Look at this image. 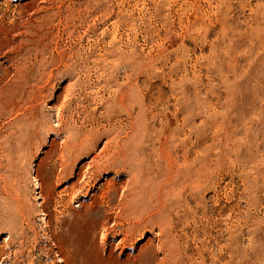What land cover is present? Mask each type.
I'll return each mask as SVG.
<instances>
[{
  "label": "rangeland",
  "instance_id": "rangeland-1",
  "mask_svg": "<svg viewBox=\"0 0 264 264\" xmlns=\"http://www.w3.org/2000/svg\"><path fill=\"white\" fill-rule=\"evenodd\" d=\"M0 264H264V0H0Z\"/></svg>",
  "mask_w": 264,
  "mask_h": 264
},
{
  "label": "bare ground",
  "instance_id": "bare-ground-1",
  "mask_svg": "<svg viewBox=\"0 0 264 264\" xmlns=\"http://www.w3.org/2000/svg\"><path fill=\"white\" fill-rule=\"evenodd\" d=\"M131 64V63H130ZM179 78V77H178ZM68 100V99H67ZM64 105V104H63ZM98 120V119H97ZM83 125V124H82ZM69 129V139L70 142L72 140V142L75 141L76 139V132L72 130V127H68ZM28 129L26 128H21L18 129V131H15L12 135H10L9 140L6 143V147H5V153L6 155H16V151L19 150L23 144V140L27 135ZM12 132V131H11ZM81 143V142H80ZM139 142L136 139L135 141H133V147L132 149H134L131 154L135 163V166L137 169H139L140 171H142L143 173L146 171H148L149 169V160L148 157L151 155L147 152V150L144 149H140L138 146ZM170 144V143H169ZM142 145V144H141ZM67 146V144H66ZM68 146H70L68 144ZM157 146V145H156ZM71 147V146H70ZM73 148V147H72ZM158 149V147H157ZM198 149V148H197ZM197 151V150H196ZM182 158V157H181ZM151 162V161H150ZM175 167V166H174ZM160 170V169H159ZM150 171V170H149ZM175 171V170H174ZM142 173V174H143ZM157 173V172H156ZM183 173V172H182ZM177 175V174H176ZM145 177V176H144ZM141 177V179H138L137 183H138V194H137V199H141L142 197H144L146 194H148V190H147V181L145 180L146 178ZM201 177V173L196 171V169H194L193 167H189L185 170V180L188 179L190 181V183H193L195 185L198 184L199 180ZM148 178V177H147ZM177 178V177H176ZM150 179V178H149ZM175 180V179H174ZM202 180V179H201ZM173 182V181H172ZM176 182V180L174 181ZM173 182V183H174ZM166 183V182H165ZM187 183V182H186ZM178 186V184H176ZM181 185V184H179ZM191 185V184H190ZM167 186V185H166ZM175 186V185H174ZM163 188V187H162ZM164 189V188H163ZM198 189V188H197ZM176 190V188H175ZM196 190V189H195ZM161 193V192H160ZM147 196V195H146ZM129 197V196H128ZM189 197V196H188ZM162 198V197H161ZM193 198V197H192ZM166 199V198H165ZM168 200V199H167ZM192 203V202H191ZM200 214V213H199ZM168 216V215H167ZM196 235V234H195ZM247 248V247H246ZM179 249V248H177ZM179 261V260H178ZM196 261V260H195ZM228 261V260H227Z\"/></svg>",
  "mask_w": 264,
  "mask_h": 264
}]
</instances>
